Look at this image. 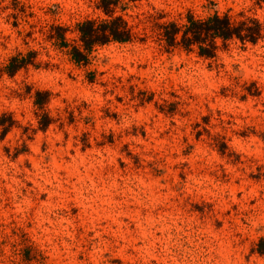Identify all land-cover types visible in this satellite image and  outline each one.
<instances>
[{
    "label": "rangeland",
    "instance_id": "obj_1",
    "mask_svg": "<svg viewBox=\"0 0 264 264\" xmlns=\"http://www.w3.org/2000/svg\"><path fill=\"white\" fill-rule=\"evenodd\" d=\"M97 1L0 0V67L38 63L0 76V112L18 122L0 128V264H264V41L219 42L214 58L112 41L78 65L46 33L75 38L105 17ZM116 2L139 36L149 14L264 23L255 0ZM27 86L52 92L62 127L37 129Z\"/></svg>",
    "mask_w": 264,
    "mask_h": 264
},
{
    "label": "trees",
    "instance_id": "obj_2",
    "mask_svg": "<svg viewBox=\"0 0 264 264\" xmlns=\"http://www.w3.org/2000/svg\"><path fill=\"white\" fill-rule=\"evenodd\" d=\"M261 4L264 0H255ZM116 0H98L96 7L105 15L101 19H84L77 23L72 32H76L75 38L66 37L68 28L51 26L47 31V37L55 46L65 51L69 59L78 65H86L89 56L96 46H102L109 42H131L135 39L145 41L150 37L153 41L163 47L166 51L181 48L187 52L195 51L203 58H214L220 45L226 46L229 41H239L244 47L247 43L256 44L264 41V23L252 14L239 11L236 15L229 13L219 14L214 12L204 18L195 17L188 13L184 16V22L167 20L160 22L162 15L146 16V28L142 35L134 32L132 26L122 14H116ZM146 29V30H145ZM35 51L26 54L17 53L10 56L7 62L0 67V76L6 74L13 77L19 70L27 69L29 66L38 67L35 62ZM92 81V78L89 79ZM25 94L29 95L34 106L37 129L45 131L52 123L59 121L64 124L61 111L54 118L51 116L48 105L52 98V92L46 89L32 88L27 86ZM67 113V123L74 120L73 111L68 107L63 109ZM18 122L11 113L0 112L1 135L4 136ZM199 134H197L198 137ZM217 149L224 154L228 149L224 141L218 144V137H211Z\"/></svg>",
    "mask_w": 264,
    "mask_h": 264
}]
</instances>
